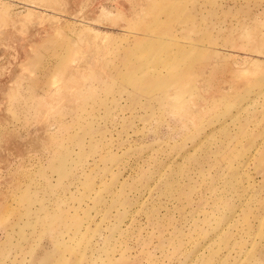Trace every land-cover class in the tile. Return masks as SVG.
<instances>
[{"label":"rangeland","instance_id":"1","mask_svg":"<svg viewBox=\"0 0 264 264\" xmlns=\"http://www.w3.org/2000/svg\"><path fill=\"white\" fill-rule=\"evenodd\" d=\"M0 264H264V0H0Z\"/></svg>","mask_w":264,"mask_h":264}]
</instances>
